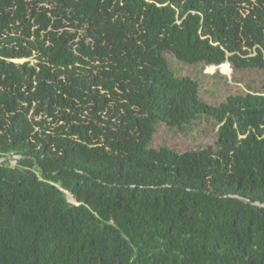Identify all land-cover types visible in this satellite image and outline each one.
Wrapping results in <instances>:
<instances>
[{
	"label": "trees",
	"instance_id": "obj_1",
	"mask_svg": "<svg viewBox=\"0 0 264 264\" xmlns=\"http://www.w3.org/2000/svg\"><path fill=\"white\" fill-rule=\"evenodd\" d=\"M8 156L0 264H264V0H0Z\"/></svg>",
	"mask_w": 264,
	"mask_h": 264
},
{
	"label": "water",
	"instance_id": "obj_2",
	"mask_svg": "<svg viewBox=\"0 0 264 264\" xmlns=\"http://www.w3.org/2000/svg\"><path fill=\"white\" fill-rule=\"evenodd\" d=\"M20 158H22V157H21V156H8V157H3V158H0V163H1V162H4V161H6V160H15V159H20ZM32 160H33V162L35 163L37 169H38L39 171H41L40 167L36 164L35 160H34V159H32ZM238 199H239L241 202L245 203V204H252V205L257 206V207H264V203H262V204H260V203H258V202L250 203L249 201H247V200H245V199H243V198H238Z\"/></svg>",
	"mask_w": 264,
	"mask_h": 264
},
{
	"label": "rangeland",
	"instance_id": "obj_3",
	"mask_svg": "<svg viewBox=\"0 0 264 264\" xmlns=\"http://www.w3.org/2000/svg\"><path fill=\"white\" fill-rule=\"evenodd\" d=\"M11 164H13V162H11ZM66 198H67V200H68L70 203H74V201L71 200L69 197H67V195H66ZM74 204H75V203H74Z\"/></svg>",
	"mask_w": 264,
	"mask_h": 264
},
{
	"label": "bare ground",
	"instance_id": "obj_4",
	"mask_svg": "<svg viewBox=\"0 0 264 264\" xmlns=\"http://www.w3.org/2000/svg\"><path fill=\"white\" fill-rule=\"evenodd\" d=\"M67 197H69L70 199H71V197H70V195L67 193ZM72 200V199H71Z\"/></svg>",
	"mask_w": 264,
	"mask_h": 264
}]
</instances>
